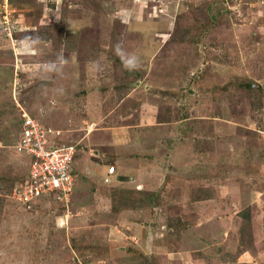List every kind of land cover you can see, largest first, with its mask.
<instances>
[{"label":"rangeland","instance_id":"1","mask_svg":"<svg viewBox=\"0 0 264 264\" xmlns=\"http://www.w3.org/2000/svg\"><path fill=\"white\" fill-rule=\"evenodd\" d=\"M24 109L68 206L13 196ZM0 264H264V0H0Z\"/></svg>","mask_w":264,"mask_h":264},{"label":"built area","instance_id":"2","mask_svg":"<svg viewBox=\"0 0 264 264\" xmlns=\"http://www.w3.org/2000/svg\"><path fill=\"white\" fill-rule=\"evenodd\" d=\"M59 130L46 126L34 115L22 111L20 150L30 158L29 173L17 187L13 196L21 202L32 203L45 194L53 193L67 206L71 203L75 189L77 144L58 145L53 136ZM116 172L115 165L109 173Z\"/></svg>","mask_w":264,"mask_h":264},{"label":"crops","instance_id":"3","mask_svg":"<svg viewBox=\"0 0 264 264\" xmlns=\"http://www.w3.org/2000/svg\"><path fill=\"white\" fill-rule=\"evenodd\" d=\"M111 165H113V164H111ZM115 165V164H114ZM115 167H116V165H115ZM105 172H106V174H108L107 176H112V175H114V174H112V175H110V173H109V167H107V169L105 170ZM116 173H117V168H116ZM115 173V174H116ZM117 175V174H116ZM118 176V175H117Z\"/></svg>","mask_w":264,"mask_h":264},{"label":"water","instance_id":"4","mask_svg":"<svg viewBox=\"0 0 264 264\" xmlns=\"http://www.w3.org/2000/svg\"><path fill=\"white\" fill-rule=\"evenodd\" d=\"M138 83H140V81H138Z\"/></svg>","mask_w":264,"mask_h":264}]
</instances>
